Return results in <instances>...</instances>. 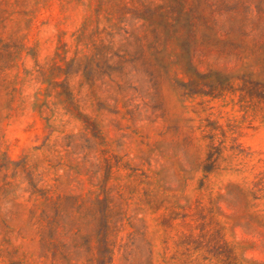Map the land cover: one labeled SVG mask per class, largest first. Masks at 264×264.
<instances>
[{
	"label": "rangeland",
	"instance_id": "1",
	"mask_svg": "<svg viewBox=\"0 0 264 264\" xmlns=\"http://www.w3.org/2000/svg\"><path fill=\"white\" fill-rule=\"evenodd\" d=\"M0 264H264V0H0Z\"/></svg>",
	"mask_w": 264,
	"mask_h": 264
},
{
	"label": "trees",
	"instance_id": "2",
	"mask_svg": "<svg viewBox=\"0 0 264 264\" xmlns=\"http://www.w3.org/2000/svg\"><path fill=\"white\" fill-rule=\"evenodd\" d=\"M227 195L230 197H235L237 194L243 192V189L240 187V185L235 184V183H230L227 186Z\"/></svg>",
	"mask_w": 264,
	"mask_h": 264
}]
</instances>
